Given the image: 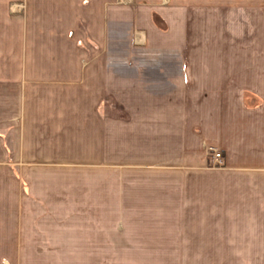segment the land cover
Masks as SVG:
<instances>
[{
	"label": "crops",
	"instance_id": "1",
	"mask_svg": "<svg viewBox=\"0 0 264 264\" xmlns=\"http://www.w3.org/2000/svg\"><path fill=\"white\" fill-rule=\"evenodd\" d=\"M179 233L264 264V0H0V264Z\"/></svg>",
	"mask_w": 264,
	"mask_h": 264
},
{
	"label": "rangeland",
	"instance_id": "2",
	"mask_svg": "<svg viewBox=\"0 0 264 264\" xmlns=\"http://www.w3.org/2000/svg\"><path fill=\"white\" fill-rule=\"evenodd\" d=\"M208 157L210 167L221 168L214 166L210 153ZM210 237L212 234H206L205 238L200 239L197 234H168L165 243L167 247L160 248L164 243L158 241V248L109 250L110 261L112 264H251L247 263L249 251L243 247V240L237 241L234 247L219 248L217 245L227 244L213 242ZM116 253L120 254V259H116Z\"/></svg>",
	"mask_w": 264,
	"mask_h": 264
},
{
	"label": "built area",
	"instance_id": "3",
	"mask_svg": "<svg viewBox=\"0 0 264 264\" xmlns=\"http://www.w3.org/2000/svg\"><path fill=\"white\" fill-rule=\"evenodd\" d=\"M208 151L211 155V159L215 167H223L225 160H224V152L216 147H208Z\"/></svg>",
	"mask_w": 264,
	"mask_h": 264
}]
</instances>
